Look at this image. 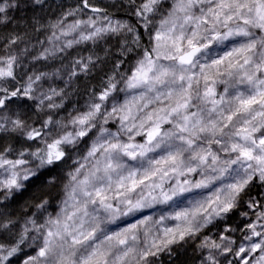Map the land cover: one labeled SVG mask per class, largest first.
<instances>
[{"label":"snow or ice","instance_id":"snow-or-ice-1","mask_svg":"<svg viewBox=\"0 0 264 264\" xmlns=\"http://www.w3.org/2000/svg\"><path fill=\"white\" fill-rule=\"evenodd\" d=\"M56 9L0 36V264H264V0Z\"/></svg>","mask_w":264,"mask_h":264},{"label":"rangeland","instance_id":"rangeland-1","mask_svg":"<svg viewBox=\"0 0 264 264\" xmlns=\"http://www.w3.org/2000/svg\"><path fill=\"white\" fill-rule=\"evenodd\" d=\"M97 2L107 3V2H109V0H97ZM76 3H77V0H46L43 10H41L39 7H37L35 12H32V11H29L27 13L12 12V13H10V15H12L14 17V20L11 23H8L6 26L0 25V36L7 34V33H12L14 31L22 32L24 30V26H25L26 21L21 20L20 17H26L28 19L32 18L33 16H35L37 18L44 17V19L42 20V23H47L49 19L54 20L56 18V16L59 15V10L56 9V5L63 4L67 8V7L74 6ZM53 12L55 13V15L52 14ZM48 34H50V33L45 32L42 34H38V38L40 40H43L45 38V36ZM36 38H37V36L33 35L29 31V35H28V37H26V42L28 40H31L32 43H35ZM110 43L113 46H115L116 40L112 39L110 41ZM44 46L47 47L48 45L45 44ZM21 47H24V45L22 44ZM88 50H89L88 47H85V46H81L79 48H76L75 50H69V52L71 54L67 56V59L63 60V64H67L69 62V60L72 59V57L77 55L78 52L83 53V54H87ZM39 51H42V48L39 45H37L36 48L32 51L31 55H38ZM30 59H31L30 56L24 59V64L27 66L28 70H30V71L35 70L38 72L43 71V72L52 73L56 69H62V62H61V59L59 57H57L54 60L47 61V62L40 61V62H36L34 64L30 63ZM100 75H101V73H96V74H93L92 77H89L87 79L85 77L81 76L78 81L74 82V86L79 85L80 92H83L84 84H86V83L87 84H96L99 80ZM60 77L61 78L53 77V78L47 80L46 82H43V84H42L43 89H47L49 87H64V84L62 81H63V79H67V77L64 75L63 71H61ZM83 102L84 101H83V98L81 95L73 94L70 98V102L66 104L65 109L66 110L70 109L72 106V103L82 104ZM61 114L63 115L64 113L62 112ZM187 250H186V252L189 255V257L191 258L190 260L187 261V264H192L193 258L196 255L193 252V246H189L187 248ZM13 264H16V261H14Z\"/></svg>","mask_w":264,"mask_h":264},{"label":"trees","instance_id":"trees-1","mask_svg":"<svg viewBox=\"0 0 264 264\" xmlns=\"http://www.w3.org/2000/svg\"><path fill=\"white\" fill-rule=\"evenodd\" d=\"M188 251V250H187ZM191 258L189 257V255L187 254V252L185 250H181L179 258L176 259L173 264H187V261L190 260ZM163 260V264H169V260L168 258L162 257Z\"/></svg>","mask_w":264,"mask_h":264}]
</instances>
